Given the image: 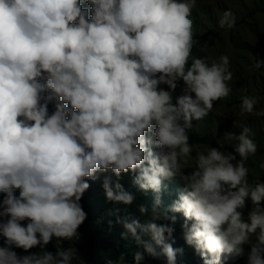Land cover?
Instances as JSON below:
<instances>
[{"label": "clouds", "instance_id": "9594fccd", "mask_svg": "<svg viewBox=\"0 0 264 264\" xmlns=\"http://www.w3.org/2000/svg\"><path fill=\"white\" fill-rule=\"evenodd\" d=\"M196 3L0 0V264H84L63 243L81 238L89 181L102 175L106 200L128 206L134 195L121 179L129 173L157 194L150 220H116L142 248L135 264L145 255L177 264L183 249L166 242L176 213L202 264L245 256L264 264V182L249 183L246 166L257 152L251 128L226 134L231 152L211 146L193 156L189 142L193 121L229 96L233 79L228 55H192ZM236 19L227 9L218 24L232 29ZM258 103L241 97V115L264 116ZM175 178L185 188L161 211L159 194ZM105 264H126L125 255Z\"/></svg>", "mask_w": 264, "mask_h": 264}, {"label": "rangeland", "instance_id": "374dc122", "mask_svg": "<svg viewBox=\"0 0 264 264\" xmlns=\"http://www.w3.org/2000/svg\"><path fill=\"white\" fill-rule=\"evenodd\" d=\"M253 3H257V0H197L196 7L192 10L190 18L193 20V34H203L210 29L219 31L221 27L218 21L227 9H231L235 14L236 23L244 20V24L237 28L235 33L237 40L235 42L230 40L231 37L226 32L222 42L210 39L195 45V50L192 52L194 57H210L218 60L220 55H228L233 79L229 82L231 88L229 96L214 102L212 111L205 118L200 121H193V128L188 134L200 131L210 135L223 133L226 136L227 133L239 134L244 126L251 128L252 139L257 144V152L246 163V166L249 168L248 181L254 184L257 180L264 182V170L259 167L264 162V116L247 113L241 115L239 107L241 97L254 96L259 98V103L255 106L254 112L264 111V67L261 69L253 67L256 58L264 60V16L250 20L246 18L249 14V7ZM181 87L182 84L178 86L174 95L181 94ZM231 142L234 145L236 143L234 139H231ZM206 149L207 147H195L193 156L197 150ZM91 182L94 181L91 180ZM165 184L170 185V197L168 198L170 202L175 201L178 194L185 188V184L179 178L165 181ZM98 196V194L92 193V197L95 199ZM246 213L247 209H245ZM183 235L180 234V236ZM0 243L3 246L2 237H0ZM81 243V238L79 241H65L63 247L75 246L82 258V253L78 247ZM51 244L56 250L55 241ZM15 250L21 251L20 249ZM245 251L247 253V247ZM229 264H246V256L232 260Z\"/></svg>", "mask_w": 264, "mask_h": 264}, {"label": "trees", "instance_id": "16d2710c", "mask_svg": "<svg viewBox=\"0 0 264 264\" xmlns=\"http://www.w3.org/2000/svg\"><path fill=\"white\" fill-rule=\"evenodd\" d=\"M249 8V14L246 17L248 20L264 16V0H257V3H253V5ZM243 22L244 20H242L240 23L237 22L235 27L232 29L221 28L219 31L210 29L203 34L194 33L193 38L196 43L194 44L192 52L195 50V45L198 42L210 39H213L217 42H222L223 35L226 32L229 33L231 37L230 40L235 42L237 40L235 38V33L238 30L237 28L241 26V24H244ZM49 108L51 111V105ZM188 135L189 142L194 146V148H209L213 146L220 148L222 151H233V142H231V139H228L223 133L210 135L209 133H203L199 131L197 133L190 132ZM251 157L253 156H250L247 162L251 159ZM102 179L103 176L101 175L100 178L95 180L93 183L90 180V188L84 193L81 200L83 209L87 213V219L78 230L81 234L82 240L81 245H78L79 250L82 253V259L84 264H105L106 260L111 259L115 261L121 254H124L126 258V264H135L133 259L134 253L136 251H142V248L137 246L131 236L128 238L122 237L121 234L125 230L121 224L116 223V220L118 216L128 217L129 219H138L141 222L150 220L152 218V205L157 198V194L151 190H141L133 183V174H124L122 175L121 183L123 184L126 191L134 195V200L133 203L128 206L116 204L106 200L102 188ZM165 185L166 187L163 188L159 194V208L161 211L169 208L173 203L168 200L170 197V185ZM92 193L98 194L99 196L95 199L92 197ZM140 205H146L148 207V212L141 214L139 212ZM169 215H172V213H169ZM175 215L177 216V221L173 225V236L166 242L172 244L174 249H183L182 252H177V264H202L200 255L193 247L186 244L184 235L180 236V234H184L185 232L182 227L184 222L182 214L176 213ZM156 222L170 223V221H165L163 219L157 220ZM145 238L147 239V237ZM47 250L51 252L56 251L52 247L51 243L47 246ZM31 251H39V249H32ZM18 253L26 254L23 253V250L18 251ZM74 264H77V262L74 261ZM141 264H165V261L163 258L154 259L145 255V258L141 261Z\"/></svg>", "mask_w": 264, "mask_h": 264}]
</instances>
